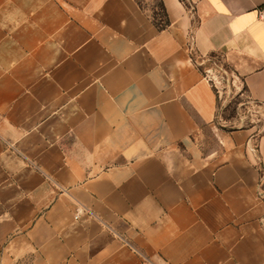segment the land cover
I'll list each match as a JSON object with an SVG mask.
<instances>
[{
	"label": "crops",
	"instance_id": "0c3cea01",
	"mask_svg": "<svg viewBox=\"0 0 264 264\" xmlns=\"http://www.w3.org/2000/svg\"><path fill=\"white\" fill-rule=\"evenodd\" d=\"M185 1L0 0V264H264V131L196 63L264 107V0Z\"/></svg>",
	"mask_w": 264,
	"mask_h": 264
},
{
	"label": "rangeland",
	"instance_id": "374dc122",
	"mask_svg": "<svg viewBox=\"0 0 264 264\" xmlns=\"http://www.w3.org/2000/svg\"><path fill=\"white\" fill-rule=\"evenodd\" d=\"M150 15L156 9L158 0H138ZM222 64H224L222 62ZM207 68V66H204ZM202 70H205V69ZM209 76L215 80L220 89L221 97L218 99L219 123L221 127L233 131L247 127H256L258 132L264 131V107L252 103L247 95L239 98L235 95V77L230 74H219L211 68Z\"/></svg>",
	"mask_w": 264,
	"mask_h": 264
},
{
	"label": "built area",
	"instance_id": "2783aa9c",
	"mask_svg": "<svg viewBox=\"0 0 264 264\" xmlns=\"http://www.w3.org/2000/svg\"><path fill=\"white\" fill-rule=\"evenodd\" d=\"M196 63L199 67L207 66V68H204L205 70H203L204 79L212 86L213 90L215 91V94L217 95V98L219 99L221 97L220 89L216 85L215 80L209 76L210 71L208 70L210 68L212 70L215 69L216 71H219V74H222V75L230 74L231 72L225 69L222 63L217 59L201 58L200 60L196 61ZM83 211H84V208L79 205L75 212V218L78 219L80 215L83 213Z\"/></svg>",
	"mask_w": 264,
	"mask_h": 264
},
{
	"label": "trees",
	"instance_id": "16d2710c",
	"mask_svg": "<svg viewBox=\"0 0 264 264\" xmlns=\"http://www.w3.org/2000/svg\"><path fill=\"white\" fill-rule=\"evenodd\" d=\"M135 1H136L137 5L139 6V8L141 9V11L147 13V11L142 6V4L138 0H135ZM183 2L185 3V5L187 7L189 6L187 1L183 0ZM149 18H150L151 22L153 23V25L157 28L158 31L167 30V28L171 25V21L168 17L167 11H166L165 6L163 4V0H158L157 5H156V9L153 11L152 14L149 15ZM208 58H210V57H208ZM211 58L217 59L215 56L214 57L211 56ZM217 60H219V59H217ZM222 65L225 69L228 70V68L224 64H222ZM237 96L239 98L243 97L242 95H237ZM179 146H180V144H179Z\"/></svg>",
	"mask_w": 264,
	"mask_h": 264
}]
</instances>
